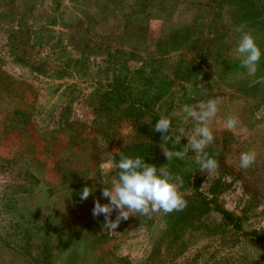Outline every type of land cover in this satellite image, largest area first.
<instances>
[{"label": "rangeland", "instance_id": "374dc122", "mask_svg": "<svg viewBox=\"0 0 264 264\" xmlns=\"http://www.w3.org/2000/svg\"><path fill=\"white\" fill-rule=\"evenodd\" d=\"M15 3L11 21L0 6V246H28L41 264H264V0ZM240 25L261 50L254 76L235 53ZM119 84L125 101L98 116L82 101ZM216 97L205 151L218 168L201 172L191 150L167 161L161 113L182 150L197 126L182 106ZM117 150L181 176L186 208L105 229L92 210L109 202L101 192L118 178ZM246 151L256 160L244 169Z\"/></svg>", "mask_w": 264, "mask_h": 264}, {"label": "clouds", "instance_id": "9594fccd", "mask_svg": "<svg viewBox=\"0 0 264 264\" xmlns=\"http://www.w3.org/2000/svg\"><path fill=\"white\" fill-rule=\"evenodd\" d=\"M235 31L241 33L238 45L235 49L236 55L241 57V64L247 70V74L254 76L258 70V63L261 58V50L258 47L255 37L250 31H244V26H237ZM222 102L220 97L208 99L198 105L182 106V111L187 117L197 122L193 131L184 136L188 138L187 145L182 150L170 151L162 147L163 154L167 161L175 156L184 159L191 150L195 153V161L200 166L201 172L211 173L218 168V161L209 156L205 151L207 146L214 140L213 131L210 128V121L217 115L219 105ZM238 118L229 116L225 121V127L229 130L237 126ZM172 126V118L161 113L154 128L162 134L164 143L172 140L173 145L180 144L181 137L175 140L167 135ZM119 162L115 165L119 169L118 178L113 179L111 187H104L101 195L108 199V203L101 204L99 199L95 200L92 210L93 217L104 216L103 227L109 231L115 230L122 220H127L133 213L151 218L153 213H172L183 211L187 201L180 192L183 186V178L171 173L166 165L157 167L154 164L146 163L140 156L132 157L117 150ZM256 160L255 151L242 152L239 157V166L247 169ZM92 193V189L85 186L80 199L86 200ZM117 215L113 220L112 214Z\"/></svg>", "mask_w": 264, "mask_h": 264}, {"label": "trees", "instance_id": "16d2710c", "mask_svg": "<svg viewBox=\"0 0 264 264\" xmlns=\"http://www.w3.org/2000/svg\"><path fill=\"white\" fill-rule=\"evenodd\" d=\"M13 2H14V0H8V1L1 0L0 1V6H4L8 11H10L9 16L6 18V20H9V21H11L13 19V14L18 15V13L16 11L20 8L19 3H15L14 7L12 8ZM28 16H32V15L25 13L19 19L23 21V19H25ZM110 87L111 88L108 87V90H102V92L105 93V98L103 101H100L97 93H95V94L93 93V97L91 100H88L87 96L85 94H83L82 101L89 103L93 108H95L97 116L103 110H104L103 112H106L108 110L109 106L110 107H116L115 105L122 104V102L125 101L124 99L121 98L122 95L120 94L121 89H123L122 88L123 84L112 85ZM118 90H120V92H118ZM100 108H101V110H100ZM132 108H133V106L130 104V106L127 109H132ZM108 121H109V119H108ZM119 121H120V119H118V118L111 119L110 125H109V123L106 124L104 126L102 132L104 134L109 135L110 138H113L115 136V134L111 133V131H112L111 127L115 126L117 123H119ZM163 135H165V134H163ZM171 142L173 143L172 140L167 142L169 147H171V149H174V151L181 149L179 144L172 145ZM141 150H143L144 152L148 151V149H146V148L145 149L142 148ZM114 156H115L114 160L118 163L119 158H120L119 155L117 153H115ZM145 156H147V155H145ZM156 158L157 157L152 156L149 164L155 162ZM13 200L16 201V196ZM223 212L225 214V219H228L230 217L229 213L225 210H223ZM8 219L13 220V217H10ZM0 249L3 251L1 253L2 255L0 256V258H1L0 264H41V262H39L41 259H37L36 257L29 255V252L27 250L28 246L26 249L25 245H22V247H20V246L19 247H14V246L11 247L9 245H2V246H0ZM7 251L9 254H7Z\"/></svg>", "mask_w": 264, "mask_h": 264}]
</instances>
